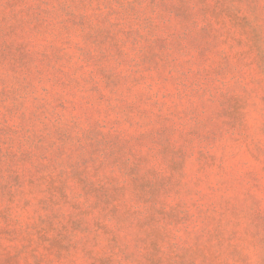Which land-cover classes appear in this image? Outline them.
Returning a JSON list of instances; mask_svg holds the SVG:
<instances>
[{"label": "rangeland", "instance_id": "rangeland-1", "mask_svg": "<svg viewBox=\"0 0 264 264\" xmlns=\"http://www.w3.org/2000/svg\"><path fill=\"white\" fill-rule=\"evenodd\" d=\"M0 264H264V0H0Z\"/></svg>", "mask_w": 264, "mask_h": 264}]
</instances>
